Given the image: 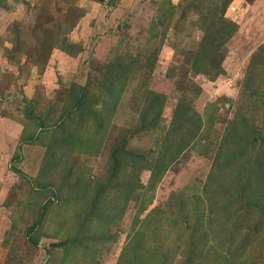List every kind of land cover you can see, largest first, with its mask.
<instances>
[{"label":"rangeland","instance_id":"374dc122","mask_svg":"<svg viewBox=\"0 0 264 264\" xmlns=\"http://www.w3.org/2000/svg\"><path fill=\"white\" fill-rule=\"evenodd\" d=\"M261 167L264 0H0V264H264Z\"/></svg>","mask_w":264,"mask_h":264},{"label":"trees","instance_id":"16d2710c","mask_svg":"<svg viewBox=\"0 0 264 264\" xmlns=\"http://www.w3.org/2000/svg\"><path fill=\"white\" fill-rule=\"evenodd\" d=\"M103 1V0H102ZM79 89H80V92L82 93V92H84L83 91V89H87V87L86 86H79ZM88 90H89V88H88ZM145 161L146 162H148L147 161V158L145 159ZM234 164H235V162H233ZM234 164H229V166L227 165V166H224V167H231V166H233ZM262 168L263 167H261L260 169H259V173H257V174H255V175H247V177H246V183H245V186H244V188H245V190H244V193L246 192V194H248L249 192H251L253 189H254V185H255V188H256V190L258 191V193H259V191H262L263 190V187H264V178L262 177ZM16 169V168H15ZM151 169H153V170H155V167L154 166H152V168ZM18 172H21L19 169H16ZM236 175V174H235ZM233 173H231V177L232 176H235ZM244 175V174H243ZM254 177H255V180H254ZM250 199V198H249ZM260 199V201H262V199H264V192H263V195H262V197L261 198H259ZM35 226H37V223H35ZM34 225H33V229H34V227H35ZM32 228V227H31ZM32 241L34 242V243H36L37 241H36V239H34V238H32ZM37 244V243H36ZM138 256V255H137ZM147 258L148 257H143L142 258V261H145V260H147ZM148 263H149V261H148ZM143 264H146V263H143ZM160 264H163L162 262L160 263Z\"/></svg>","mask_w":264,"mask_h":264}]
</instances>
